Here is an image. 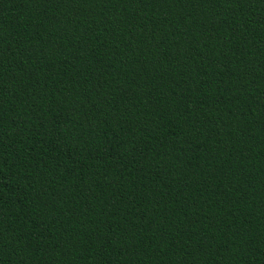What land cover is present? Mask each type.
<instances>
[{
	"label": "trees",
	"instance_id": "1",
	"mask_svg": "<svg viewBox=\"0 0 264 264\" xmlns=\"http://www.w3.org/2000/svg\"><path fill=\"white\" fill-rule=\"evenodd\" d=\"M0 264H264V0H0Z\"/></svg>",
	"mask_w": 264,
	"mask_h": 264
}]
</instances>
